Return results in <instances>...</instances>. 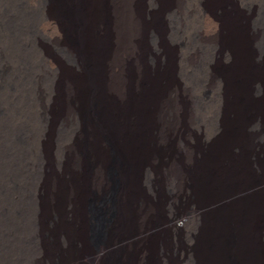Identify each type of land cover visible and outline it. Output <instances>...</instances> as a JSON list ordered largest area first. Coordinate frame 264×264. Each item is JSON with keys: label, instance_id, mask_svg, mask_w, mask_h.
<instances>
[{"label": "bare ground", "instance_id": "1", "mask_svg": "<svg viewBox=\"0 0 264 264\" xmlns=\"http://www.w3.org/2000/svg\"><path fill=\"white\" fill-rule=\"evenodd\" d=\"M0 264H264V0H0Z\"/></svg>", "mask_w": 264, "mask_h": 264}, {"label": "rangeland", "instance_id": "2", "mask_svg": "<svg viewBox=\"0 0 264 264\" xmlns=\"http://www.w3.org/2000/svg\"><path fill=\"white\" fill-rule=\"evenodd\" d=\"M97 236H98V234H95V237L94 238H97ZM111 258H112L111 256L110 257L108 256L107 257V260H111Z\"/></svg>", "mask_w": 264, "mask_h": 264}]
</instances>
